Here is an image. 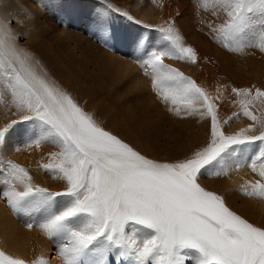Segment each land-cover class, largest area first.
Masks as SVG:
<instances>
[{
  "label": "snow or ice",
  "instance_id": "6c2138e0",
  "mask_svg": "<svg viewBox=\"0 0 264 264\" xmlns=\"http://www.w3.org/2000/svg\"><path fill=\"white\" fill-rule=\"evenodd\" d=\"M209 7L213 15L222 12L225 17L222 24L209 26L225 49L264 53V0H206L205 10ZM13 22L0 16V91L10 95L13 115L18 116L0 127V199L13 212L44 213L41 223L26 226L61 239L57 251L64 264H264V227L232 211L221 195L199 182L210 168L246 151L241 146L260 142V151L247 165L260 180L246 186L244 195L264 199V90L232 89L236 97L245 98L234 116L242 114L252 123L226 135L215 98L164 63L165 57L195 63L196 51L185 45L174 23L157 29L167 45L138 61L150 75L153 91L175 115L183 111L210 119L211 133L208 144L190 156L158 161L103 127L49 79L39 62L18 47ZM106 32L103 27L102 34ZM21 121L31 123L27 147L51 144L58 149L40 167L63 181V190L34 184L26 168L4 159L11 131ZM0 264L25 261L0 252Z\"/></svg>",
  "mask_w": 264,
  "mask_h": 264
},
{
  "label": "bare ground",
  "instance_id": "6f19581e",
  "mask_svg": "<svg viewBox=\"0 0 264 264\" xmlns=\"http://www.w3.org/2000/svg\"><path fill=\"white\" fill-rule=\"evenodd\" d=\"M100 1L102 2V5L105 3L104 0ZM38 2L40 3L41 1L39 0ZM205 2L206 0H119L120 5L134 9L119 12L127 13V16L131 17V19L143 22L139 23V31L147 32V36L151 41L153 43L157 42V44H152V50L162 47V45H160L162 33L157 31V29L160 27H167L170 22L174 23L175 28L181 34L185 45L192 47L196 51L198 59L195 63H191L165 57L164 62L168 65L169 63H172L171 67L178 69L185 76L196 81V83L204 88L211 97L215 98V103L219 106L218 115L221 121V131L225 132L226 135H232L252 123V121L248 120L242 114L239 115L238 118L234 116V113H239L241 111L239 102L245 98L236 97L232 92V89L234 87L238 89L251 88L253 92H255V89L257 88L264 90V53H259L257 49L251 48L249 50L245 49L242 53L238 54L228 51L223 47L222 43H218L217 35L209 26L211 25L212 27H215L222 24L225 17L222 12L213 15L214 10L211 7H209L208 10H205ZM23 3L24 0L23 2L21 0H0V16H3L6 22L13 20L15 16L24 17L23 11L20 9V6ZM59 7L58 18L63 22L64 19L67 20L69 14L67 8L64 9L65 3L60 2L58 8ZM110 19L111 18H109V20ZM142 56V59H144V55ZM106 57L107 56L105 55L104 58ZM137 59L140 61L141 58ZM107 60L111 66H114L111 55ZM49 63L50 62H48V64ZM46 69L47 71L45 70V72L48 73L50 78L53 80L58 79V81L61 82L59 83V86L73 97V94L76 91L75 89H78L79 87H76L75 84V86L70 84V86L67 87V82L64 83L60 80L61 76L58 72H54V70L51 71L50 67H46ZM121 71L122 74L116 75L113 82H121L126 78L125 75L127 74V70L122 68ZM133 80L130 81V88L133 90L132 96H135L138 100L135 105L137 111L131 115L141 114V117H145L143 114H151L153 120L151 126L155 131H159L163 135L161 140L157 139L161 141V143L157 141V145H161L160 147L164 152L170 150V153L168 154L172 156L174 161L184 159L186 156H190L194 151L199 150L208 144L211 139L210 119H203L198 114L185 116L183 111H181V115H174L173 117L171 116L172 119H169V117L163 113L164 111H161L160 107L158 108L157 104L154 103L157 100V98L154 97L156 93L151 94L148 92L149 90L146 91V85H143L142 87L138 86L137 88L136 80ZM97 87L99 90L98 94L101 97L102 89L100 86ZM106 90L109 89L106 88ZM79 94L80 98H86L88 90L86 89L83 91L79 89ZM77 99L74 100L76 101ZM87 104L88 105L81 106L85 111L89 106L88 102ZM163 106H165V104ZM168 107L170 108L171 105H168ZM250 110L256 115L260 114L256 105H250ZM14 111L15 109L11 107L10 95L6 92L0 91V127H3L6 122L18 119L17 115H13ZM108 113L114 115L112 109L102 107L96 115H93L103 127L118 135L130 145L134 147L137 146L140 152L146 150V147L148 146L146 143L148 141L146 142L144 140L146 143H137L136 139L138 138H136L137 136L135 137L133 133L139 131V128L143 131L146 130L144 128L142 129L144 123L141 127L137 124L141 120L137 121L131 116H128L127 119H125L126 125L128 124L130 126V128H128L127 125V129H129L130 132L129 137H127L120 131L121 128H123L120 125V122H122L120 117L115 115L114 117L103 119L102 116H105ZM134 120H136L137 123L136 121L134 122ZM225 120L228 121L227 124L223 123ZM117 124H119V129L116 128ZM141 130L139 133L135 132L136 135H140ZM15 132L16 126L11 131L4 159L26 168L29 171V174L33 177L34 184L41 187H47L53 191L63 190V181L46 173L40 167L41 164L48 162L47 154L52 151H57L58 149L51 144H45L40 148L36 147V150L32 147L30 150L34 151L28 152L31 156L26 159L24 154L21 153V150L24 149L23 147H25L28 137L18 135ZM256 134H258V132ZM141 135L140 138L142 139ZM146 136H150V134ZM22 142L25 144L22 145ZM17 147L20 149L19 151L14 150ZM241 147L245 148L246 151H238L234 156L226 158L213 168V173L219 171V168H221L227 172V175H214L216 180L211 188H213V192L221 195L223 198L226 197L228 200H231L230 206L232 209L238 204L241 208L236 212L238 215L248 221L253 220L254 222L251 223L257 226L264 227V199L259 197H247L244 195L245 187L258 181L257 174L247 172L249 177L242 178V176H246L243 175V164H248L246 161L248 156L252 155V157H254L260 151L261 144L260 142H256L253 145H245ZM149 149L151 150V148ZM164 161L166 162L167 158ZM46 181H49V183H46ZM201 186L204 187V185ZM3 187L4 186L0 184V188ZM248 190L250 191L251 189L248 188ZM224 192L228 193L226 194ZM58 199L62 200L64 198ZM43 219V212L27 210L13 212V210L7 205V202L0 199V252H3L6 256L13 259H21L25 261V264H38L40 260L45 261L46 264H58L55 258L53 263H48L46 259L48 257L47 255L53 250H55L54 256H59L57 250L63 241L56 237L51 239L48 238L38 226L32 228L26 226L28 224L38 225ZM192 255L196 254L193 253ZM60 258L61 257L59 256L57 260H61L62 262L63 260ZM109 259L114 262V257H109ZM189 264H193V262L189 261Z\"/></svg>",
  "mask_w": 264,
  "mask_h": 264
},
{
  "label": "rangeland",
  "instance_id": "374dc122",
  "mask_svg": "<svg viewBox=\"0 0 264 264\" xmlns=\"http://www.w3.org/2000/svg\"><path fill=\"white\" fill-rule=\"evenodd\" d=\"M21 1L23 2V0ZM38 1L39 0H24V3L20 6L24 17L15 16V18L11 20L15 21L11 23L10 27L13 33L16 35L18 47L28 51L29 54L33 56L34 60L39 62V68L44 72L45 70L47 71L46 67H50L51 71L54 70V72L59 73L61 76L60 80L62 82H67V87H69L70 84L79 87L78 89H75L76 91L73 94V98H78L76 101L80 106L88 105V102V109L90 110L87 109V112L96 115L102 107L106 109H112V113H114V115L108 113L102 117L103 119H107V117H114L115 115L120 117V119H122L120 125L123 127L120 131L125 136L129 137L130 135L129 129H127L128 124L126 125L125 119H127L128 116H131L137 121L141 120L138 123L136 120H134V122L136 121L140 127L144 123L142 129L144 128L146 130L143 131L141 128H139L141 130L140 135L142 134V139L140 138L139 134L138 136L135 133H139L140 130L133 132L134 136H137L136 138H138H134L137 140V143H146L148 141L146 143V145L148 144L149 146L146 147L148 152L144 150L141 153L144 155L147 154L146 156H149L148 158L162 162H165L164 160H166V158V162L174 161L172 156L168 154L170 153V150L164 152L160 147L161 145H157V141L161 140L163 135L161 132L155 131L151 126L153 122L151 114H143L145 117H141V114L131 115L137 111V107H135V105L138 100V98L136 99L135 96V98L132 96L133 90L130 88L131 80H136L137 88L138 86L142 87L143 85H146L148 87V89L146 87V91L149 90L148 92L151 94L155 93L152 89L150 75L145 74V71L141 67L137 58H141L140 60H142V55H144V58H146L147 53L152 51V46L157 44V42L153 43L151 41V39L147 36V32L145 33V31H139V23L141 21L129 19V16L121 15L119 12H125L126 10L134 9L120 5L119 0H104L105 3L103 5L100 0H40V3ZM60 2L65 3L64 9L67 8V12L69 14L67 20L64 19L63 22L60 20V18H58L60 9L58 6ZM109 18L111 19L109 20ZM103 27H106V35L102 34ZM160 43L162 47L167 45L166 41H164L162 38ZM246 49L249 50L251 48ZM102 54L104 57L105 55L107 57L104 58ZM109 54L112 57L114 66H111L107 60L108 57H110ZM48 62L50 63L48 64ZM169 65L172 66V63H169ZM122 68L127 70V74L125 75L126 78L121 82H113L116 75L122 74ZM47 76L49 79H51L48 73ZM53 81L58 85L61 83L58 81V79ZM97 86H100L102 89L101 97L98 94L99 90L97 89ZM106 88L109 90H106ZM79 89L83 91L86 89L88 90V95L86 98H80ZM154 97L157 98L154 103L157 104L158 108L160 107V110L164 111L163 113L166 114L169 119H172L171 116L173 117L175 114L169 111L168 105L162 103L156 95ZM164 104L165 106H163ZM118 125L119 124H117L116 128L119 129ZM15 126L16 134L28 137L31 131L30 122L21 121ZM128 128H130L129 125ZM149 134L150 136H146ZM159 142L161 143V141ZM24 144L25 143L22 145ZM26 147L27 145L25 144V147H23L24 149L21 150V153L24 154L27 159L31 156L28 152L34 151L37 148L33 147L34 150H30L32 147ZM134 148H137V151H139L137 146ZM149 148H151V150ZM248 157L246 159L248 164H243V175L246 176H242V178H248L249 176L247 175V172H252L251 168L247 166L251 163L250 160L252 159V155ZM210 173H213V168H210L207 172H205L204 175L200 177L199 182L201 185H204L206 190L213 192V188L211 187L214 184L216 178L214 174ZM257 180H260L258 174ZM46 183H49V181H46ZM224 193L227 194L228 192ZM224 199L227 206L229 207L231 200H228L226 197ZM229 208L234 212H237L241 209L238 204H236L234 209H232L231 206ZM249 222L254 221L249 220ZM54 254L55 250L50 252L49 255H47L48 257L46 256L47 262L53 263L55 258L58 264H63V261L61 262V260H57L59 256L56 257ZM90 259L95 260V257Z\"/></svg>",
  "mask_w": 264,
  "mask_h": 264
}]
</instances>
